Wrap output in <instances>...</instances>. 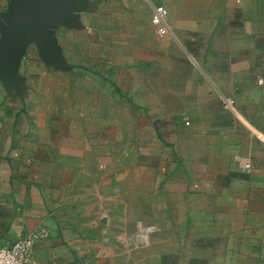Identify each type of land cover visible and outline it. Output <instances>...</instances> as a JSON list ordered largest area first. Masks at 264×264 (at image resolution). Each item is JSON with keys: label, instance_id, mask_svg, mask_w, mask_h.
I'll return each instance as SVG.
<instances>
[{"label": "crops", "instance_id": "0c3cea01", "mask_svg": "<svg viewBox=\"0 0 264 264\" xmlns=\"http://www.w3.org/2000/svg\"><path fill=\"white\" fill-rule=\"evenodd\" d=\"M76 21L57 64L33 38L0 53V246L46 229L28 264H264V0H87Z\"/></svg>", "mask_w": 264, "mask_h": 264}, {"label": "water", "instance_id": "95a60500", "mask_svg": "<svg viewBox=\"0 0 264 264\" xmlns=\"http://www.w3.org/2000/svg\"><path fill=\"white\" fill-rule=\"evenodd\" d=\"M86 4L87 0H11V10L0 14L3 65L15 67L30 38L39 43L51 63L57 64L53 29L60 21L76 24L78 13ZM87 264H96V259H90Z\"/></svg>", "mask_w": 264, "mask_h": 264}, {"label": "built area", "instance_id": "2783aa9c", "mask_svg": "<svg viewBox=\"0 0 264 264\" xmlns=\"http://www.w3.org/2000/svg\"><path fill=\"white\" fill-rule=\"evenodd\" d=\"M168 10L163 5L155 8L152 22L167 28ZM262 82V79H260ZM47 233L46 229H40L28 235L20 237L13 245L0 246V264H28L31 256V247L36 238Z\"/></svg>", "mask_w": 264, "mask_h": 264}, {"label": "rangeland", "instance_id": "374dc122", "mask_svg": "<svg viewBox=\"0 0 264 264\" xmlns=\"http://www.w3.org/2000/svg\"><path fill=\"white\" fill-rule=\"evenodd\" d=\"M92 160H93V157L89 153L82 154L81 156L78 157V159H76L77 163L79 164V166L81 168L78 170H75L73 172L74 174L70 175V179L74 183H77L78 179L80 180V183L83 182L84 185L81 188L87 187L86 178H87V171L88 170H86V167H87L86 165L88 163L93 162ZM132 253L134 254L135 251L133 250Z\"/></svg>", "mask_w": 264, "mask_h": 264}]
</instances>
